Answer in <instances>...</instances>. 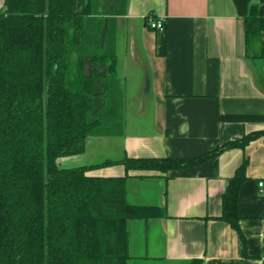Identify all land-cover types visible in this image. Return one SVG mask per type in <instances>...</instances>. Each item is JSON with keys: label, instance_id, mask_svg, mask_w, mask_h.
I'll use <instances>...</instances> for the list:
<instances>
[{"label": "crops", "instance_id": "crops-1", "mask_svg": "<svg viewBox=\"0 0 264 264\" xmlns=\"http://www.w3.org/2000/svg\"><path fill=\"white\" fill-rule=\"evenodd\" d=\"M5 3L0 0V11ZM253 4L264 17V0H86L90 42L116 58L114 73L99 82L98 107L108 114L113 101L120 103L114 125L88 136L86 151L59 158V165L196 157L264 130V57L247 52ZM148 15L164 18L165 30L152 29ZM245 159L238 200L243 239L217 217L229 179ZM88 173L124 176L126 168L118 163ZM128 173L129 202L166 211L128 220V264H189L193 258L264 264V136L193 168Z\"/></svg>", "mask_w": 264, "mask_h": 264}, {"label": "trees", "instance_id": "trees-1", "mask_svg": "<svg viewBox=\"0 0 264 264\" xmlns=\"http://www.w3.org/2000/svg\"><path fill=\"white\" fill-rule=\"evenodd\" d=\"M86 11V0H6L0 11V264H128V220L166 214L129 202V170L193 168L264 136L246 133L196 157L60 166L59 158L84 153L88 136L114 125L118 113L116 101L108 114L98 107L99 82L114 73L116 58L88 50L97 41L87 36ZM263 34L264 17L253 4L248 55L264 57ZM118 163L124 176L88 173ZM247 164L229 179L217 217L243 239L238 200Z\"/></svg>", "mask_w": 264, "mask_h": 264}, {"label": "built area", "instance_id": "built-area-1", "mask_svg": "<svg viewBox=\"0 0 264 264\" xmlns=\"http://www.w3.org/2000/svg\"><path fill=\"white\" fill-rule=\"evenodd\" d=\"M149 26L157 31H164L166 28V21L162 17H155L154 15H148ZM264 41V34H263ZM260 186H264V182H260Z\"/></svg>", "mask_w": 264, "mask_h": 264}, {"label": "rangeland", "instance_id": "rangeland-1", "mask_svg": "<svg viewBox=\"0 0 264 264\" xmlns=\"http://www.w3.org/2000/svg\"><path fill=\"white\" fill-rule=\"evenodd\" d=\"M89 47V46H88ZM90 52H97L98 50L96 49V48H94V47H92V48H90V49H88ZM120 102H118V104H119ZM108 129V128H111L109 125H106V127H104L103 126V128L102 129Z\"/></svg>", "mask_w": 264, "mask_h": 264}]
</instances>
